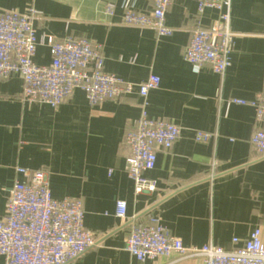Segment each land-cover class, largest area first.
<instances>
[{
    "label": "crops",
    "instance_id": "1",
    "mask_svg": "<svg viewBox=\"0 0 264 264\" xmlns=\"http://www.w3.org/2000/svg\"><path fill=\"white\" fill-rule=\"evenodd\" d=\"M123 2L0 0V10L26 13L33 8L39 13L33 58L38 66L51 64V42L84 38L100 46L106 72L135 84L152 75L160 78V87L147 98L148 116L175 123L181 136L170 151H158L154 170L145 174L157 189L137 194L125 171V136L141 116L140 96L91 106L86 94L76 90L52 108L24 103L22 78L14 75L0 79V218L14 182L21 179L17 168H26L47 172L55 199L83 202L84 226L99 245L69 264L173 263V257L139 262L125 250L132 229L155 219L188 248L214 243L230 250L233 239L242 243L257 228L264 240V156L251 144L260 126L254 108L228 104L264 95V0L232 1L230 27L236 37L223 76L209 66L196 72L184 58L194 30L210 28L217 12L200 14L197 0H172L166 23L174 32L160 37L122 25ZM108 4L114 6L112 17L105 12ZM136 7L148 12L152 2L140 0ZM197 132L216 137L199 142ZM120 200L127 204L124 219L116 216Z\"/></svg>",
    "mask_w": 264,
    "mask_h": 264
},
{
    "label": "built area",
    "instance_id": "2",
    "mask_svg": "<svg viewBox=\"0 0 264 264\" xmlns=\"http://www.w3.org/2000/svg\"><path fill=\"white\" fill-rule=\"evenodd\" d=\"M139 1L124 0L122 25L149 29L160 37L171 36L174 30L167 26L166 18L172 0H147L152 2L148 12L137 10ZM232 1L197 0L200 14L214 10L218 18L210 28L194 30L185 49L184 58L196 72L209 66L223 76L230 67L236 37L230 27ZM105 12L114 16V6L108 4ZM39 20V13L33 8L26 13L0 10V79L19 75L23 81L22 101L52 108L59 107L76 90L86 94L91 106L128 95L140 96L143 99L141 116L136 129L125 136L129 149L125 171L134 182L137 194L154 192L157 182L145 174L154 170L158 151H170L181 136V129L175 123L148 116L147 98L160 87V78L152 75L146 82L135 84L106 72L100 46L84 38L51 42V64L38 66L33 58L39 44L36 37ZM228 104L254 108L260 127L253 134L251 144L264 156V95L253 101L235 98ZM215 137V134L197 132L195 139L206 142ZM17 174L21 179L14 182L6 214L0 218V257L5 264H69L99 245L96 235L84 226L81 199H55L44 170L17 168ZM214 175L213 165L210 177ZM126 215L127 204L120 200L116 204V216L124 219ZM233 245L230 250L214 243L188 248L155 219L151 225L132 229L125 250L139 262L173 257L171 264L192 259H199L202 264H264L261 229H255L242 243L233 239Z\"/></svg>",
    "mask_w": 264,
    "mask_h": 264
}]
</instances>
